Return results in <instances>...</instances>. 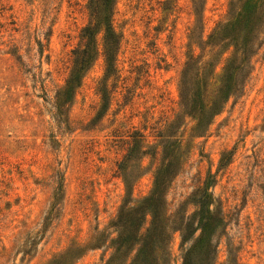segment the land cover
Segmentation results:
<instances>
[{
  "label": "rangeland",
  "instance_id": "1",
  "mask_svg": "<svg viewBox=\"0 0 264 264\" xmlns=\"http://www.w3.org/2000/svg\"><path fill=\"white\" fill-rule=\"evenodd\" d=\"M192 1L114 0L117 72L105 78L103 33H96L79 87L59 114L90 0H0V264H53L70 249L63 264H105L114 253L110 226L121 211L124 220L138 215L163 162L173 168L158 209L171 221L168 264H181L174 230L180 217L194 221L204 194L212 202L204 209L223 220L211 237L215 264L229 257L264 264V34L248 56L243 94L197 129V119L182 117L179 97L189 31L199 26ZM230 1L202 0L194 34L206 41L228 19ZM263 28L264 16L254 35ZM232 51L213 58L211 82L220 85ZM192 53L201 54L196 45ZM150 221L137 224L144 232ZM133 255L129 244L115 264Z\"/></svg>",
  "mask_w": 264,
  "mask_h": 264
},
{
  "label": "trees",
  "instance_id": "2",
  "mask_svg": "<svg viewBox=\"0 0 264 264\" xmlns=\"http://www.w3.org/2000/svg\"><path fill=\"white\" fill-rule=\"evenodd\" d=\"M201 1H192L193 14L196 16L199 26L202 22V18L199 16ZM113 4L114 0H90L89 2L88 10L91 22L81 31L79 48L71 51V75L62 98L57 99L55 106L59 114L69 100L72 89L79 87V74L85 66L89 65L92 58V40L96 33H103L102 54L105 63V78L108 79L117 72L116 56L122 36L117 34L112 26ZM228 14V19L219 23L206 41L194 34L195 30L200 28L199 26L196 25L195 29L189 31L191 42L188 52L190 54L182 71L179 87L180 113L182 117L188 116L197 119V129L208 127L210 117L214 118L219 115L230 99L243 94L245 82L252 70L251 60L248 56L255 52L257 36L264 34L263 28V31L258 29L259 34L254 35L255 28L261 23L264 16V0H231ZM193 45L200 49L201 54L198 57L192 53ZM257 46H261V43H258ZM230 47L233 48L232 52L235 56L224 68L222 79L219 81L220 85H217V81L211 82L215 74L211 69V61L219 54L220 49H223V53H225ZM197 63L200 65L197 66ZM99 92L101 100L104 101L106 99L105 91L100 89ZM195 114L198 116L195 117ZM134 136H136L135 133L130 137ZM157 136L162 137V132H158ZM129 157L130 154L127 153L123 161L118 164L119 169H123V162L127 161ZM224 159L225 155L221 158L220 165H223ZM172 173V163L163 162L155 173L153 190L145 201V206L134 211L135 215L142 212V216L138 217L137 215L132 219L124 220L122 211L119 213L115 223L110 226L115 230L108 233V237L113 233L116 234V237L111 239L114 253L105 264H115V261L121 256L122 250L129 244L131 251L134 252L129 264H168L171 256L169 247V230L172 229L169 223L171 221L163 217L165 213L158 209L159 206L161 207L159 202L161 189L167 182V177ZM211 203L207 194H204L203 199L194 204L202 208L192 213L193 222L185 223L184 217H180L181 225L174 231H178L181 236V264H215L216 248L211 242V237H214L217 230L223 225V220L214 217L210 207L204 209ZM146 215L151 217V221L149 228L143 232L142 224L137 223L146 219ZM187 233H192L190 238ZM101 236L103 234L96 235L90 240L91 247H99L98 242L101 241ZM74 251V249L73 251L70 249L59 262L53 264H63L62 260L73 255ZM227 264H237V262L229 257Z\"/></svg>",
  "mask_w": 264,
  "mask_h": 264
}]
</instances>
